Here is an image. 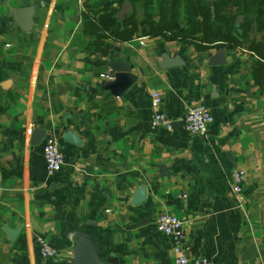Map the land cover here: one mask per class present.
<instances>
[{"label":"crops","instance_id":"obj_1","mask_svg":"<svg viewBox=\"0 0 264 264\" xmlns=\"http://www.w3.org/2000/svg\"><path fill=\"white\" fill-rule=\"evenodd\" d=\"M184 1L180 12L185 11ZM97 0H0V264H70L78 235L89 236L112 264H174L172 243L154 221H184L190 258L213 264L264 263V90L257 57L226 47V64L211 66L217 47L199 52L182 41L108 40V53L86 50L82 33ZM251 0L242 1L246 9ZM35 6L23 32L15 9ZM184 64L160 68L161 56ZM128 63L136 83L110 96L102 74ZM174 122L152 126V96ZM199 104L214 122L206 137L189 134L187 111ZM60 139L65 164L49 176L34 130ZM74 132L83 142L63 139ZM235 169L246 173L244 201L231 192ZM147 200L131 205L135 190ZM4 227L21 233L12 242ZM45 240L58 250L39 253Z\"/></svg>","mask_w":264,"mask_h":264},{"label":"trees","instance_id":"obj_2","mask_svg":"<svg viewBox=\"0 0 264 264\" xmlns=\"http://www.w3.org/2000/svg\"><path fill=\"white\" fill-rule=\"evenodd\" d=\"M242 1L214 0L211 4L210 0H185L186 25L181 27L182 0H97L82 30L86 36L94 37L85 48L91 54L107 55L108 40L128 42L137 37L160 36L192 45L199 52L217 45L247 50L257 57L253 73L264 90V0H251L245 10ZM126 2L132 9L119 19L121 7ZM140 3L144 9L142 19L137 17ZM240 16L243 22L238 27Z\"/></svg>","mask_w":264,"mask_h":264},{"label":"built area","instance_id":"obj_3","mask_svg":"<svg viewBox=\"0 0 264 264\" xmlns=\"http://www.w3.org/2000/svg\"><path fill=\"white\" fill-rule=\"evenodd\" d=\"M100 77L108 81L114 79L112 74H102ZM162 106L161 95L154 93L152 96V108L154 109L152 126L172 132L174 130V122L162 111ZM213 122L212 112L205 104L190 108L184 119L186 131L198 137H206ZM43 142V158L46 171L49 176H53L59 173L65 164L61 142L59 138L52 134L46 136ZM231 181V192L239 201H244L246 173L243 170L235 169L232 172ZM154 225L159 233L170 239L173 247L174 264H213L210 259L204 256L190 258L186 246L187 236L184 229V221L180 217L169 213H161L154 221ZM39 253L45 260H53L58 256L57 248L45 240L39 242Z\"/></svg>","mask_w":264,"mask_h":264},{"label":"water","instance_id":"obj_4","mask_svg":"<svg viewBox=\"0 0 264 264\" xmlns=\"http://www.w3.org/2000/svg\"><path fill=\"white\" fill-rule=\"evenodd\" d=\"M211 4L214 0H210ZM36 7H27L21 9H15L13 11V18L16 25L25 33H30L34 27V15L36 13ZM132 9V5L126 2L122 5L119 12V19H123ZM243 22V16L238 17L237 26L239 27ZM226 54L227 49H217L215 56L211 58V66H221L226 64ZM162 62L160 63V68L172 69L180 67L184 62L179 56L175 58H170L168 55L163 54L161 56ZM110 70L114 73V79L108 81L104 84L103 90L107 91L110 96L119 98L122 97L135 83L136 79L132 76L130 66L126 62L120 60L112 62L109 64ZM46 137V132L44 130L36 129L33 132L31 138V144L33 146H40ZM63 139L76 146H82V140L74 133L67 132L64 134ZM148 196V190L146 186H140L135 190L134 196L131 201V205L139 206L146 202ZM3 231L8 236L9 240L14 242L21 233V229H10L4 227ZM72 262L70 264H112L100 256L98 247L95 242L87 235H78L77 239L74 241L72 246Z\"/></svg>","mask_w":264,"mask_h":264},{"label":"rangeland","instance_id":"obj_5","mask_svg":"<svg viewBox=\"0 0 264 264\" xmlns=\"http://www.w3.org/2000/svg\"><path fill=\"white\" fill-rule=\"evenodd\" d=\"M114 7H116V5H114ZM153 14L154 15L156 14V9L153 10ZM180 14H181L180 15V22H181V25L180 26L181 27H184L186 25V17L187 16L184 15V12H181ZM143 15H144V9L142 8L141 3H140L139 6H138L137 17L139 19H142L143 18ZM155 19L156 20L158 19V15H155Z\"/></svg>","mask_w":264,"mask_h":264}]
</instances>
